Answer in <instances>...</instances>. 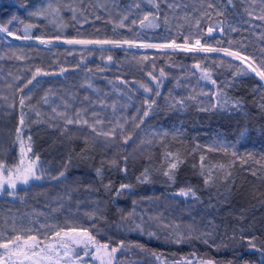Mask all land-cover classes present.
<instances>
[{"label": "trees", "instance_id": "1", "mask_svg": "<svg viewBox=\"0 0 264 264\" xmlns=\"http://www.w3.org/2000/svg\"><path fill=\"white\" fill-rule=\"evenodd\" d=\"M45 1L0 0V25L22 37L25 26L31 25L33 38L181 44L185 37L190 43L199 38L207 46L239 51L264 68V21L256 19L260 0H113L117 12L129 15L122 28L117 27L118 19L110 22L108 12L95 0H84L82 21L73 18L71 10L62 12L66 28L59 31L47 19L31 15ZM146 15L145 24L151 21L157 26L142 27ZM37 69L48 75L33 79ZM205 69L215 84L201 79ZM240 69H247V63L222 51L64 43L47 48L29 40L5 43L0 35V81L12 85L8 92L13 95L9 104L0 99V163L18 165L19 129L25 151L29 143L32 147L27 159L39 156L38 174L43 175L28 185L18 184L15 190L5 186L0 191V224L3 212L9 223L16 211L41 212L46 224L56 225L46 233L86 228L109 249L123 243L114 264L125 259L137 264H179L182 259L192 264L209 259L215 264H264L261 252L248 243L252 240L257 249L264 248V81L250 69L247 75H238ZM46 93H55L62 104L59 111L73 118L47 114L42 105ZM217 93L230 101L240 100L241 106L214 107L216 100L225 98ZM22 96L30 97L23 109ZM114 96L126 101L122 105L127 117L120 125L110 112ZM95 114L104 116L98 117L95 128L76 122ZM68 119L74 122L69 124ZM104 124L108 132L115 129L114 136L99 134ZM168 153L182 161L173 170V179L164 175L172 159ZM221 164L224 169L213 167ZM209 168L212 179L206 184ZM122 184L131 188L117 195ZM189 189L194 196L179 194ZM139 204L161 231L165 226L186 227L190 231L186 240L177 243L155 235L156 231L148 237L126 230L124 221L139 213ZM74 220L77 226L69 223ZM0 231L4 237L12 235L9 227ZM76 251L81 256L76 264H99L79 247Z\"/></svg>", "mask_w": 264, "mask_h": 264}, {"label": "snow or ice", "instance_id": "2", "mask_svg": "<svg viewBox=\"0 0 264 264\" xmlns=\"http://www.w3.org/2000/svg\"><path fill=\"white\" fill-rule=\"evenodd\" d=\"M151 2V0H150ZM232 0H228V3H231ZM256 0H253V3H255ZM261 5H264V0H260ZM156 7H159V5H156ZM209 8L214 7V5L209 4ZM48 9H37L36 11L31 12L32 16H43L45 12H47ZM56 12L59 11V9L55 10ZM221 13H217V15H220ZM252 12H248V15H252ZM205 15H209V13L205 12ZM75 18V17H73ZM124 19H127V17H124ZM256 19H259L261 21H264V7L261 8L260 15L256 16ZM149 20V16H144L143 20L140 21V24L142 27H155L157 26L154 22H149L148 24H145V21ZM156 17H152V21H155ZM134 23V22H133ZM198 23V22H197ZM32 26L26 25L24 28V36L19 37L15 36V34L5 26H0V32L6 33L8 36H14L16 39H32L29 35V30ZM117 27H124L123 20L117 25ZM222 31V29H220ZM235 30V29H233ZM208 33L211 34L214 29L208 28ZM36 39L40 40L41 44H50L52 43L51 40H44L39 37ZM55 39L59 40L60 37L57 36ZM66 44L69 45H113V46H122V45H129L136 46V47H143V48H156V49H179L181 51L185 52H216V51H223L226 55L232 56L236 58L237 60H240L242 62L247 63V69H250L252 73H255L256 76H258L262 81H264V68L256 67L255 60H250L249 57L242 55L239 51H230L228 49H217L213 48L211 46L202 45L201 40L199 38L195 39L194 42L190 43L189 38H184L183 44L176 43L175 40H172L170 43H164V44H139L137 45L135 41L133 40H108V39H65L63 41ZM112 57L109 56L108 60L111 61ZM144 59H148V57H144ZM250 61V62H249ZM261 64H264V61H261ZM196 67H199V65H196ZM247 69H240L238 71L239 74L247 75L248 71ZM63 71V70H62ZM44 74L48 75V73H41L40 69H37L35 74L33 75V79L36 78L37 75ZM151 75V73H149ZM164 71L163 69L160 70V76L163 77ZM153 80L156 79L155 76L152 77ZM201 79L210 80L213 84L216 82L214 80H211L210 73L205 69L204 75L201 77ZM28 83H31V80L28 81ZM27 85H25L26 87ZM157 87H159V83L157 84ZM146 91H151V89L146 88ZM22 91V89H21ZM155 95L159 96V92L157 91ZM218 96H224L225 98L222 100H216L214 107L218 106L221 108H227L229 104H231L234 108H238L241 106V101H230L226 98V94L224 93H217ZM30 97L22 96L20 98V106L21 109H23L25 104V99ZM44 102L47 103V98H44ZM155 101H152V104H154ZM177 103L183 104V101H178ZM152 104H149V109L151 108ZM207 110V109H202ZM144 116L148 115V112L145 111L143 113ZM74 121L71 119L67 120V123L71 124ZM77 123L81 122L79 120L76 121ZM83 123L87 124V121H82ZM20 124H24V115L23 112L20 117ZM122 127V125H121ZM17 140L20 141V153L21 157L19 160L18 165L13 167H7L5 164L0 163V191H3L5 189V186L8 188L15 190L17 188L18 184L22 185H28L30 181L33 180H41L43 179L42 174H38V161L39 156H35L34 159H27V153L32 151L31 144L29 143L27 145V151H25V144L23 139L21 138L19 132L20 130H17ZM115 129H113L112 132H104L101 133V135L104 136H114ZM29 141L31 140V137L28 138ZM215 150V149H210ZM221 150L224 152H227V147L221 146ZM233 156L236 155L235 152L232 153ZM168 157H171L172 159L168 163V170L164 172V175L168 176L170 179H173V170L178 167V164L181 163V159L178 155H173L172 153L167 154ZM201 174H205V168L203 161L205 160V157L201 156ZM214 168L224 169L225 165H215ZM126 171V169H125ZM207 175L205 176V183H209L212 179V168H209L206 170ZM99 174V170H98ZM144 176V179H147V170H145V173L142 174ZM230 175V173H228ZM253 175H255V172H253ZM64 173H60V177H63ZM60 177H53L54 179H59ZM139 179V178H138ZM143 182V181H142ZM131 185L122 184L120 185V190L117 192V195L120 194L121 191L124 189H130ZM12 194V193H10ZM182 196L187 195H195V192H193L191 189L188 191L181 190L179 193ZM41 228H44V225L40 226ZM139 227V226H137ZM12 235L8 237H4L2 233H0V264H76V261L81 259L80 253L76 251V248H80V250L83 252L85 256H90L91 259L99 261V264H114L116 260V253L120 251L124 246L123 243L120 244L119 247H112L109 249L108 244H100L95 236L86 228H77V227H70L67 230L64 228H60L58 230H53L50 233H45L43 235L40 234L39 230L33 231V229H21L17 230L15 228L12 229ZM149 235H153L149 233ZM253 239H255L253 237ZM177 243L182 242V238L177 239ZM204 243H207V240L204 241ZM249 246L253 249H256L257 251L261 252L262 258H264V248L257 249L256 245L252 243V240L248 241ZM157 259H160L157 257ZM179 264H192L191 260H181ZM198 264H215V262L211 259L209 260H200L198 261Z\"/></svg>", "mask_w": 264, "mask_h": 264}, {"label": "rangeland", "instance_id": "3", "mask_svg": "<svg viewBox=\"0 0 264 264\" xmlns=\"http://www.w3.org/2000/svg\"><path fill=\"white\" fill-rule=\"evenodd\" d=\"M84 0H46L44 3L37 5L35 8H33V11H36L37 9H48L47 12H45V14L43 16H39L41 18H45L48 20L49 24L53 25L58 31L59 30H64V28H66V23H65V19L62 17V12H69L71 10V12H73L76 20L78 22L82 21V2ZM96 3L98 4V6H101L102 10H106V12H108L109 16H110V22L114 23L115 19L117 20V24H119L121 22V20H123L124 23V17L129 18L128 14L124 15V12H117L115 10V5H114V1L113 0H95ZM262 7H264V5L257 6L256 9H261ZM59 9L58 12H56L55 10ZM32 11V12H33ZM51 25V26H52ZM1 26V25H0ZM52 26V27H53ZM0 35L4 37V42L6 43L7 40H12L13 42H27V40L25 39H16L10 36H7V34L5 35L3 32H0ZM15 36H19L22 37L18 34H15ZM41 39L44 40H51L52 43L50 44H41L39 39L32 38V39H28L29 41H32L36 44H39L43 47H47L49 48L52 44H59V43H64L63 41L66 38H60L59 40L53 38V37H49V38H45V37H40ZM70 39H88V38H70ZM93 39V38H91ZM136 42L137 45L139 44H164L161 42H142V41H138V40H134ZM166 43H170V42H166ZM66 44V43H64ZM181 44V43H178ZM183 44V43H182ZM68 46H70L69 44H66ZM204 45V44H202ZM72 46V45H71ZM73 46H91V45H73ZM101 46V45H99ZM105 46H113V45H105ZM122 46H128L129 45H122ZM213 48H217V49H222L221 47H215L212 45H209ZM131 47H135V48H139L142 50H145L146 48L143 47H136V46H131ZM156 49V48H155ZM220 52V51H218ZM223 52V51H222ZM139 86L140 89H142L146 94L150 93L149 91H146L145 87L142 84H137ZM12 87V85H4V81L1 79L0 81V99L3 100L5 103L9 104L11 102H13V95H11V93H9V89ZM120 95L123 96L122 92H120ZM47 98V103L44 102V98ZM44 98H42V105L45 107V112L49 115H53V117H57V115H66L69 118H73V115L67 112H63L59 111V108L62 106L60 99L57 97V95L55 93H51L50 95H48L46 93V96ZM111 102H113V107L111 109V113L115 115V122H117L118 125H120V121L123 118H126L127 116H124L125 113H127L126 110H123V105L122 103L126 102L125 99L122 101H118L116 96L112 97ZM59 113V114H58ZM87 117H91V119L89 118H82L81 122H79L80 126L85 127V126H90L91 128H95L96 124L99 122V118H103L104 116H101L99 114H95V115H89ZM99 117V118H98ZM87 121V124L83 123L82 121ZM106 124V123H105ZM102 125L99 126L100 131L99 134L104 133V132H108L107 130V125ZM104 127V128H103ZM110 132V131H109ZM140 207V204H139ZM141 210L139 211V213L137 215H133L132 219H128L126 221H124V227L126 230L128 231H135L137 233H139L140 235L145 234L148 237H152L156 231L155 235H159L162 237H167V239H173L174 241L182 238V240H186L188 234H190V231H188V229L186 227L183 226H179V225H174L172 226H165V228L161 231L160 225L158 224H154V220L151 219V217H149V214L146 213V209L144 207H140ZM41 212H34V211H29V210H25V211H16V213H14V215L11 217L10 223L8 221V219L5 216V213L3 212V222L0 224L1 228H10L9 232H12V229L15 228L17 230H21V229H28L31 228L33 229V231L35 232V230H39L40 233H46V231L50 228H56L55 226H50L49 223L46 224V222H44L43 217L40 216ZM77 221L74 220L73 222H69L71 225H75L77 226L78 224L76 223ZM44 225V228H41L40 226ZM139 226V227H137ZM44 231V232H43ZM0 233H2V231H0ZM149 233L153 234V235H149ZM3 234V233H2ZM13 234V233H12ZM4 235V234H3ZM137 260L134 261H129L127 263V260L125 259L123 263H119V264H137Z\"/></svg>", "mask_w": 264, "mask_h": 264}, {"label": "bare ground", "instance_id": "4", "mask_svg": "<svg viewBox=\"0 0 264 264\" xmlns=\"http://www.w3.org/2000/svg\"><path fill=\"white\" fill-rule=\"evenodd\" d=\"M4 33V32H3ZM5 35H6V33H4ZM8 36V35H7ZM10 37H13L14 38V36H10ZM230 51H233V50H230ZM242 54V53H241ZM242 55H244V54H242ZM245 56V55H244ZM251 60V59H250ZM250 62V61H249ZM254 66H256V67H259L258 65H257V63H255V65Z\"/></svg>", "mask_w": 264, "mask_h": 264}]
</instances>
